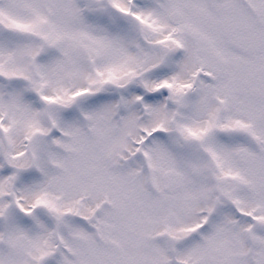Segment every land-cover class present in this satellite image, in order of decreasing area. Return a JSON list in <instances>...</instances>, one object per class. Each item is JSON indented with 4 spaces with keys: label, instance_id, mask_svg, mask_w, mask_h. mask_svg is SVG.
<instances>
[{
    "label": "rangeland",
    "instance_id": "rangeland-1",
    "mask_svg": "<svg viewBox=\"0 0 264 264\" xmlns=\"http://www.w3.org/2000/svg\"><path fill=\"white\" fill-rule=\"evenodd\" d=\"M16 5L0 0L11 12L0 23V264H105L126 234L156 264H264V46L238 37L239 27L245 41L264 36V0H50L48 13L43 0H27L23 14ZM50 25L55 32L43 30ZM43 38L57 44L51 64L37 60ZM193 74L175 104L167 88L145 91ZM122 96L131 118L116 126ZM74 111L79 119L62 122ZM50 124L54 142L43 137ZM82 157L92 183L75 173ZM210 202L218 229L197 214ZM27 205L38 208L26 217ZM233 221L229 249L216 236Z\"/></svg>",
    "mask_w": 264,
    "mask_h": 264
},
{
    "label": "flooded vegetation",
    "instance_id": "flooded-vegetation-1",
    "mask_svg": "<svg viewBox=\"0 0 264 264\" xmlns=\"http://www.w3.org/2000/svg\"><path fill=\"white\" fill-rule=\"evenodd\" d=\"M3 1H10V2L16 1L17 2V5H16L17 8H15V9L17 10V13L18 14H23V10L26 7V1L27 0H3ZM49 1L50 0H43L44 11H46V13H48L47 11H48V6H49ZM52 1L53 2H56V3L59 2V0H52ZM103 1H106V0H103ZM10 13L11 12L7 8L5 9L2 6H0V23L1 22H4L5 24H7V22L9 21ZM72 14H74V13H72ZM57 17H58L57 14H52V16L51 15H47V19H48L47 22H50V19H53V22L56 23L57 20L55 21V18H57ZM21 20H23V18H21ZM42 28H43V30H48L49 29L50 31L55 32V30H56L57 27L54 26V25H52V26L50 25V26H44ZM239 28H238L239 33H242L241 35H238L239 38H242L241 39L242 40L241 43L242 42L243 43L246 42L247 45H249L250 43H255V44H260L261 43V46H264V39H263L264 36H262L261 39H259L260 41L259 40L258 41L255 40V42H254V40H253V42H252V40H249V39L247 41H245L246 40L245 39V34H243V33L244 32H247V31L246 30L244 31V29H242L241 27H239ZM6 29L8 30L10 28L8 26H6ZM68 30L69 31H72L73 30L72 32H76L75 29H68ZM40 41L42 42L41 45H43V46L36 53V55H38L37 60H40L39 62H41L42 65H45L47 63L51 64L58 57V55L54 53V50L56 49L57 44H51V43L49 44V43H47L45 41L44 38L41 39ZM243 45H245V44H243ZM50 46H52V47H50ZM48 49H51L53 51L52 52V55L49 58H44V56H48L47 55L49 53L48 52ZM85 56L86 57L88 56V53L87 52H85ZM58 58H60V57H58ZM64 64H66V67H67L66 69H69V70L73 69V64L69 60L65 61ZM96 64H98V61H96V59L94 58V60H92L91 63H90L89 70H91L92 72L93 71H96V69H97ZM33 65H35V63H33ZM60 74L63 75V70H60ZM9 92H11V91H8V93ZM263 97H264V95H263ZM16 156L19 157V156H21V154H18ZM42 158L44 159L45 156L42 155ZM39 159H40V157H39ZM39 159L37 161L40 162ZM78 161H79V163H78L79 169L75 173L76 174L82 173V175H84L85 178H88V179H85V180L86 181L88 180L89 183H92L89 180L90 175H93L92 174V171L89 170V169L88 170H84L83 172L81 171V168H83L84 165H85L84 162H88L89 159L82 157V158H78ZM31 162H33V158H31ZM72 172H73V170H72ZM42 174L44 175L43 171H42ZM52 178H54L57 181L58 185H59L60 180L58 178L54 177V176L53 177H50L49 184H50V180H52ZM262 193H264V190H262ZM26 198L27 197H23L22 198L23 204H24V201L26 200ZM87 200H88L87 197H83L82 200L80 202L77 201L76 204L77 205L78 204H80V205L87 204V202H88ZM210 204L212 205V202H210ZM214 206H216V205H212V207H213V208H211L212 210H210V209L207 210V209H204V208L202 210H198L197 211V214L199 215V217L202 216V215H205L206 220H204V222H207L208 223L207 226L210 225V223H213L214 221H216L211 226H213V228H217L218 229L219 226H220L218 224L221 221V216L219 217V215H217V218H216V211H217V209H215ZM235 206L236 205H234L231 208V210H230L231 211V214L233 213L234 215H236V210H237V207H235ZM29 208H33V207H30V205H27L24 208L25 209L24 214L26 215V217H27V213H29V212H27L29 210ZM36 208H38V207H34L33 209H36ZM233 218H234V220H236L235 217H233ZM233 223H235V221H233L232 223H230V225L228 226L229 227L228 228L229 233H225L224 232L223 234H221V235L219 234V235L216 236L219 244L223 245L222 247H227L228 246L229 249H235V247H236V244H235L236 230H235V225ZM23 225L26 226V227H28V223L23 222ZM199 225L200 224L198 223L197 226H195L191 230L192 233L191 232H188L185 235V237H187L189 234H194L197 229L199 230L200 229L199 228ZM79 226H80V223L73 225L74 228H77ZM123 227H124V224L121 225V228H123ZM224 228H225V226H224ZM251 229H252V227H250V229H249V231H248L247 234L244 233V235L247 236L246 239L248 240L246 242H250L253 239L254 234H253V232H252ZM245 232H246V230H245ZM6 233H7V229H4V235H6ZM123 234L124 233L122 231H120V235L119 236L124 237ZM225 234H227L229 236L228 239H225L224 238ZM256 240H257V237H256ZM129 241H130V235L129 234H126L125 239L123 241L124 243L122 245L123 248L118 250V256L117 257L106 258L105 264H156V262L151 258V255L152 254L149 251L148 246L145 243H143L141 241H137L135 243V245H132ZM204 242H205V240H204ZM208 242H210V241L207 240V243L206 244H208ZM179 247L180 246L178 245L175 248H171V250H170V256L171 257L172 256H175V254L178 251V248ZM252 248H254V245L253 244H248L249 252L252 250ZM63 250L64 251H67V249H65V247H64ZM219 254H220V252H219ZM250 254H251V252H250ZM250 254H248V257L247 258H251V255ZM199 259H201V258H199ZM200 262H202V261H200ZM211 262H212L211 264H214V260H212ZM227 264H233V263L230 262V263H227Z\"/></svg>",
    "mask_w": 264,
    "mask_h": 264
},
{
    "label": "bare ground",
    "instance_id": "bare-ground-1",
    "mask_svg": "<svg viewBox=\"0 0 264 264\" xmlns=\"http://www.w3.org/2000/svg\"><path fill=\"white\" fill-rule=\"evenodd\" d=\"M158 82L156 80H152L150 82V84L148 85V89L151 92H156L159 90V86H158ZM172 96H173V100L177 101V97L179 95H181L182 93H184L185 91H187L190 87H191V79L190 80H175V82L169 84ZM130 104H131V100H129V98H123L122 100V115L120 116V119L122 121L123 124L129 122V118L130 117V113L132 111H130ZM131 121V120H130ZM14 156V155H13Z\"/></svg>",
    "mask_w": 264,
    "mask_h": 264
},
{
    "label": "water",
    "instance_id": "water-1",
    "mask_svg": "<svg viewBox=\"0 0 264 264\" xmlns=\"http://www.w3.org/2000/svg\"><path fill=\"white\" fill-rule=\"evenodd\" d=\"M112 159H109V162L111 161Z\"/></svg>",
    "mask_w": 264,
    "mask_h": 264
}]
</instances>
